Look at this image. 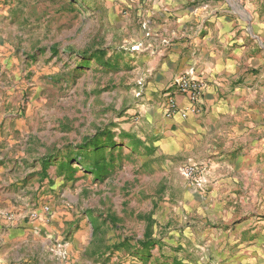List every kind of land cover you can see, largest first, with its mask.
<instances>
[{
    "label": "rangeland",
    "instance_id": "1",
    "mask_svg": "<svg viewBox=\"0 0 264 264\" xmlns=\"http://www.w3.org/2000/svg\"><path fill=\"white\" fill-rule=\"evenodd\" d=\"M256 5L264 11V0ZM142 30L99 0H0V104L32 136L52 199L77 205L51 247L75 245L78 231V264H199L207 251L184 241L208 205L181 174L185 159L166 152L160 98L148 88L152 56L133 48ZM95 134L117 144L93 149ZM257 163L264 184V157Z\"/></svg>",
    "mask_w": 264,
    "mask_h": 264
},
{
    "label": "crops",
    "instance_id": "2",
    "mask_svg": "<svg viewBox=\"0 0 264 264\" xmlns=\"http://www.w3.org/2000/svg\"><path fill=\"white\" fill-rule=\"evenodd\" d=\"M99 3L142 23L139 49L152 56L149 74H154V81L148 88L158 94V111L165 115L161 114L168 135L166 152L210 168L207 193L194 186L208 208L196 224L198 230L188 227L184 233L186 243L207 248L202 247L197 262L264 264V184L254 180L257 160L264 157V21L260 17L264 11L257 0ZM190 69L207 81L202 110L186 118L180 113L167 116L164 104L170 93L181 109L190 106L185 94L170 88L174 78ZM3 89L0 84L1 94ZM12 110L0 104V261L78 264V231L75 245L51 247L77 205L68 208L63 200L52 199L56 185L44 177L41 165L35 167L32 136L28 129L21 130L23 122ZM39 192L49 197L45 204L54 212L51 220L5 218L7 213L29 210Z\"/></svg>",
    "mask_w": 264,
    "mask_h": 264
},
{
    "label": "built area",
    "instance_id": "3",
    "mask_svg": "<svg viewBox=\"0 0 264 264\" xmlns=\"http://www.w3.org/2000/svg\"><path fill=\"white\" fill-rule=\"evenodd\" d=\"M144 1L147 2L148 0ZM139 47V45L135 47L133 46L135 49ZM206 87L207 81L199 73H197L195 69H190L180 74L178 77L172 80L170 83V88L176 89L179 92L185 94L190 100V106L186 109H181L174 95L170 93L164 104L165 114L167 116H173L176 113H180L184 118H186L190 112L199 114L202 110L201 102ZM180 172L203 194L207 193V188L212 181L210 177V168L208 165L194 160H187L180 166ZM20 217L31 220H36L38 218L51 220L54 217V212L49 204H44L41 210L32 209L25 212L7 213L5 216V218L9 221L16 220ZM59 245L62 246L60 248H64L62 243ZM63 255H66L65 251ZM0 264L3 263L0 261Z\"/></svg>",
    "mask_w": 264,
    "mask_h": 264
},
{
    "label": "trees",
    "instance_id": "4",
    "mask_svg": "<svg viewBox=\"0 0 264 264\" xmlns=\"http://www.w3.org/2000/svg\"><path fill=\"white\" fill-rule=\"evenodd\" d=\"M116 144H117V142L112 136L107 137L106 140L103 142L102 140H100L99 134H95L93 138H90V140L88 142H86V145L92 147L93 149H99L103 146L113 147ZM129 144H137V140L136 141L131 140L129 142ZM69 158H70L69 162L67 164L62 163V166L66 165L68 167H71L72 159H74V158H72L71 156ZM43 165L46 166L47 162L44 161ZM87 166L91 167V168H97L96 164H87ZM43 170L45 171V167L43 168Z\"/></svg>",
    "mask_w": 264,
    "mask_h": 264
}]
</instances>
